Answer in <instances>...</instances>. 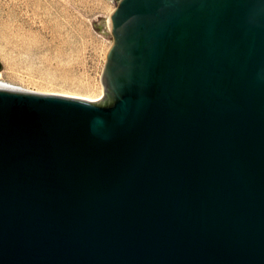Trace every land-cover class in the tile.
<instances>
[{"label": "water", "instance_id": "1", "mask_svg": "<svg viewBox=\"0 0 264 264\" xmlns=\"http://www.w3.org/2000/svg\"><path fill=\"white\" fill-rule=\"evenodd\" d=\"M111 32L98 102L0 87V264H264V0Z\"/></svg>", "mask_w": 264, "mask_h": 264}, {"label": "rangeland", "instance_id": "2", "mask_svg": "<svg viewBox=\"0 0 264 264\" xmlns=\"http://www.w3.org/2000/svg\"><path fill=\"white\" fill-rule=\"evenodd\" d=\"M19 30L0 31L2 77L31 91L104 96L102 74L118 0H0ZM5 18L6 15H5ZM98 100V101H99Z\"/></svg>", "mask_w": 264, "mask_h": 264}, {"label": "bare ground", "instance_id": "3", "mask_svg": "<svg viewBox=\"0 0 264 264\" xmlns=\"http://www.w3.org/2000/svg\"><path fill=\"white\" fill-rule=\"evenodd\" d=\"M116 8L113 9L112 14L110 16L109 19V24H110V29L112 26V16L114 14ZM5 15L7 18H5ZM15 20H17V15L14 12V9H9V13L5 14L4 13V5H2L0 3V31L3 29H9L8 31H17L19 30L17 25H14L12 22H14ZM1 42H0V46H1ZM0 87L1 88H6V89H10V90H15V91H21V92H27V93H39V94H50V95H59V96H65V97H70V98H78V99H82V100H86L89 102H98V100L101 98V96L103 95V92H101L100 97L96 98V97H90V96H84V95H73V94H65V93H58V92H40V91H31L29 89L23 88L20 85H16L13 84L7 80H5L2 77V74L0 73Z\"/></svg>", "mask_w": 264, "mask_h": 264}, {"label": "trees", "instance_id": "4", "mask_svg": "<svg viewBox=\"0 0 264 264\" xmlns=\"http://www.w3.org/2000/svg\"><path fill=\"white\" fill-rule=\"evenodd\" d=\"M0 69H1V63H0Z\"/></svg>", "mask_w": 264, "mask_h": 264}]
</instances>
